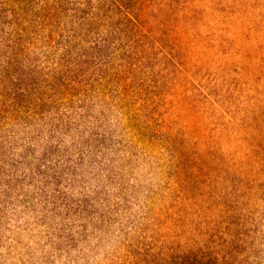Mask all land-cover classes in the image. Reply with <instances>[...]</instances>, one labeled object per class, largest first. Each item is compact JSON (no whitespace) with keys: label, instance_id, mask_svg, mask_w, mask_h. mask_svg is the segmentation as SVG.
<instances>
[{"label":"rangeland","instance_id":"1","mask_svg":"<svg viewBox=\"0 0 264 264\" xmlns=\"http://www.w3.org/2000/svg\"><path fill=\"white\" fill-rule=\"evenodd\" d=\"M0 264H264V0H0Z\"/></svg>","mask_w":264,"mask_h":264}]
</instances>
